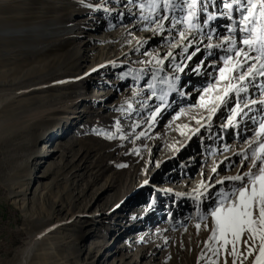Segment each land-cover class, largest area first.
<instances>
[{"label":"rangeland","instance_id":"obj_1","mask_svg":"<svg viewBox=\"0 0 264 264\" xmlns=\"http://www.w3.org/2000/svg\"><path fill=\"white\" fill-rule=\"evenodd\" d=\"M241 2L0 0V264H256L259 239L233 255L210 212L228 177L259 174L264 59L221 79L227 55L199 50L233 29L259 43L264 0ZM229 84L246 91L221 102Z\"/></svg>","mask_w":264,"mask_h":264},{"label":"snow or ice","instance_id":"obj_2","mask_svg":"<svg viewBox=\"0 0 264 264\" xmlns=\"http://www.w3.org/2000/svg\"><path fill=\"white\" fill-rule=\"evenodd\" d=\"M194 6V5H193ZM164 9L167 10L169 5L165 3L163 5ZM226 8H231V4H225ZM255 7V5H252ZM251 14V13H250ZM264 15V12H262ZM248 16H245V21L248 20ZM209 20L213 17L209 16ZM255 29H253V34H255ZM181 39H184V33H180ZM211 39V37H209ZM225 42L229 43V39L226 37ZM259 51L261 53L260 58L264 59V37L259 39ZM241 44L252 47L254 40L252 38L244 39L240 41ZM209 48L213 45L209 44ZM232 49L229 48V51ZM171 55V53H169ZM235 55L240 57L243 55L247 59V53H242L241 51H236ZM232 60L231 56L224 58V63L227 65L229 61ZM239 65V61H237ZM261 75H264V63L259 65ZM220 78L227 79L225 73L235 72V67L232 68H220ZM256 72L255 65H252L248 68L246 72H243L240 76V80H245L249 75H252ZM233 78H236L235 76ZM151 88L152 85H149ZM235 89L237 96L241 91H246L242 88H235V85L229 84L227 88L223 89L224 95L217 97L218 100L223 102L226 97L229 95V91ZM163 99V98H162ZM252 103H257L253 100ZM259 103L264 104V101H259ZM246 106V105H245ZM240 108V105L237 103L233 108L232 112L236 114ZM257 136H264V123L259 125V128L256 132ZM248 159V157H245ZM259 161V163H258ZM253 168L259 169L258 175H253L252 172L244 173L243 175H236L228 177L229 180L234 182H241L236 188L232 190L231 193H219L220 200L218 202L214 201L215 207L211 209V217L215 223V230L213 231V239L217 238V233H219V239L223 241L225 245L228 243L233 244V255L236 254L235 244L240 239L241 234L247 230L252 234L253 239H259L260 241V257L257 258L256 264H261V258H264V142L259 144V148L253 153L252 158ZM247 179V182L251 184V188L245 186L244 181ZM218 183L223 184L224 181H218ZM238 191V196L233 201L230 199L232 195ZM258 205L259 219L254 218V211ZM259 225V227H257ZM199 228V225H197ZM231 235L232 240L229 241L228 236Z\"/></svg>","mask_w":264,"mask_h":264},{"label":"bare ground","instance_id":"obj_3","mask_svg":"<svg viewBox=\"0 0 264 264\" xmlns=\"http://www.w3.org/2000/svg\"><path fill=\"white\" fill-rule=\"evenodd\" d=\"M263 3V0H259V4H257V6L259 5L260 6V4H262ZM255 5H256V3H255ZM258 6V7H259ZM247 23H248V21H247ZM22 31V34L23 33H25V31H26V29H24V30H21ZM20 30H13V29H9V30H7L5 33L6 34H11L12 32H21ZM220 31V30H219ZM231 33H236V30L235 29H233L232 31H231ZM231 33L229 32V33H227L226 35H223V36H219L217 39H212V37H211V39H209V38H202V40L203 41H207V44H203L200 48H199V50H200V52L201 53H205V52H209L210 51V53L212 52L211 50L212 49H215V50H217V49H219L220 51H222V53L224 52L225 53V56L227 55V56H232V54L234 53V52H236V51H241L242 53H247V59H245V57L243 56V55H241L240 57H237L236 55L235 56H232L233 58H232V60H231V62H232V64H233V67H235L236 69H238V70H240L241 68H243V67H245V66H247L248 64H250V62L253 60V58H252V56L254 55V54H257L258 55V57H260V55H261V53H260V51H259V48H258V44L256 43V40L254 41V43H253V45H252V47H249V46H247V45H244V44H241L240 43V40H236L235 39V35H231ZM188 35H190V32H188ZM196 37V36H195ZM209 37V36H208ZM228 38L229 39V43H226L225 42V38ZM261 37H264V36H262L261 35ZM260 37V38H261ZM259 38V39H260ZM241 40H244V39H241ZM199 42V41H198ZM232 44V46H234L235 48H233L231 51H229V49H226V46L228 45V44ZM209 44H211V45H213V47H211V48H209L208 47V45ZM257 44V45H256ZM214 53V52H213ZM231 54V55H230ZM226 56V57H227ZM243 58V59H242ZM237 61H239V65H237ZM262 61V60H261ZM262 63H264L263 61H262ZM212 64L214 65V64H220V62H212ZM221 65V64H220ZM210 69V68H209ZM254 82H260L259 84L258 83H255L256 84V87H255V89L257 88V90L255 91V92H259V89H260V87L262 86V84H264V75H261V76H257V77H255L254 78V80H253ZM16 95V94H15ZM103 95H106V94H103ZM253 100H255V101H257V103H252V101ZM259 101H264V95L261 97V94H260V96H256V97H253V99L251 100V101H249V102H247V106L250 108V109H257V111L259 110V109H261V110H264V104H262V103H259ZM258 121V120H257ZM242 125V124H241ZM244 136V134H240V139L242 138ZM260 140V138H259V136H251L249 139H248V142L250 143H257L258 141ZM233 142V141H232ZM247 142V143H248ZM235 142H233V144H234ZM247 143H244L243 142V145H241V148H243V150L242 151H244V150H246L248 147V144ZM61 144V141H57V143H56V146L55 147H57L58 145H60ZM44 148L41 150V153H43V154H49V153H52V152H55L56 151V149H52V146H48V143H45V145L43 146ZM239 147V146H238ZM235 148V147H234ZM240 148V147H239ZM241 151V150H240ZM50 160H47V164H50ZM182 181H183V178H179L177 181H176V184L173 186V189L174 190H176V189H179V188H183V186H184V184L182 183ZM258 257H260V254H259V256ZM264 260V258H261V262Z\"/></svg>","mask_w":264,"mask_h":264}]
</instances>
